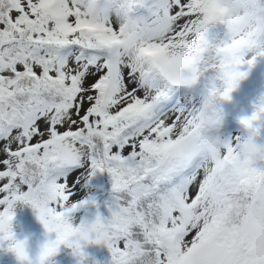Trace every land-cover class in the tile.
Returning a JSON list of instances; mask_svg holds the SVG:
<instances>
[{
	"label": "snow or ice",
	"instance_id": "snow-or-ice-1",
	"mask_svg": "<svg viewBox=\"0 0 264 264\" xmlns=\"http://www.w3.org/2000/svg\"><path fill=\"white\" fill-rule=\"evenodd\" d=\"M0 0V247L46 264L104 243L110 264H264V95L220 132L221 101L264 57V0ZM108 172L109 217L72 222L85 176ZM30 204L47 233L12 231Z\"/></svg>",
	"mask_w": 264,
	"mask_h": 264
},
{
	"label": "rangeland",
	"instance_id": "rangeland-1",
	"mask_svg": "<svg viewBox=\"0 0 264 264\" xmlns=\"http://www.w3.org/2000/svg\"><path fill=\"white\" fill-rule=\"evenodd\" d=\"M211 31L222 38L226 32V26L216 24ZM247 75L231 92L230 100L221 101L219 107L223 112V120L220 132L224 136H238L245 134V129L240 123V118L250 116L254 111L257 99L264 95V57H258L250 68L245 65ZM257 143H264V127L261 128L260 139ZM112 192V179L108 172L97 171L90 178L85 176L79 185L75 195L79 203L95 198L96 204L89 202L78 207L71 214L72 222L79 224L82 220L91 222L97 212L103 217H109L110 213L106 201L110 200ZM12 231L17 240L27 241V251L33 260L37 257L41 246L48 240L54 239V233H47L42 222L38 219L37 211L28 203L17 202L13 208ZM87 254L86 264H110L111 253L104 243H88L83 247ZM0 264H21L14 252L5 247H0ZM27 264V262H23ZM46 264H79V257L67 245H60L57 253L46 261Z\"/></svg>",
	"mask_w": 264,
	"mask_h": 264
},
{
	"label": "clouds",
	"instance_id": "clouds-1",
	"mask_svg": "<svg viewBox=\"0 0 264 264\" xmlns=\"http://www.w3.org/2000/svg\"><path fill=\"white\" fill-rule=\"evenodd\" d=\"M201 7L203 8L202 16L207 22L206 27L222 24L225 17L230 15V8L226 0H201Z\"/></svg>",
	"mask_w": 264,
	"mask_h": 264
}]
</instances>
